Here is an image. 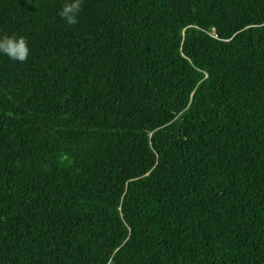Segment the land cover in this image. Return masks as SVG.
Segmentation results:
<instances>
[{
  "label": "trees",
  "instance_id": "16d2710c",
  "mask_svg": "<svg viewBox=\"0 0 264 264\" xmlns=\"http://www.w3.org/2000/svg\"><path fill=\"white\" fill-rule=\"evenodd\" d=\"M0 0V264H264V0Z\"/></svg>",
  "mask_w": 264,
  "mask_h": 264
},
{
  "label": "clouds",
  "instance_id": "9594fccd",
  "mask_svg": "<svg viewBox=\"0 0 264 264\" xmlns=\"http://www.w3.org/2000/svg\"><path fill=\"white\" fill-rule=\"evenodd\" d=\"M83 0H64L57 15L66 25H75L79 22V14L82 10ZM30 54L27 41L22 36H0V56L9 60L23 63Z\"/></svg>",
  "mask_w": 264,
  "mask_h": 264
}]
</instances>
